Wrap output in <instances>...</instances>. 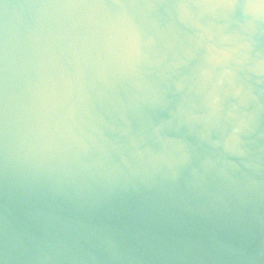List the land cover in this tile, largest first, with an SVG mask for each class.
Wrapping results in <instances>:
<instances>
[{"label": "water", "instance_id": "water-1", "mask_svg": "<svg viewBox=\"0 0 264 264\" xmlns=\"http://www.w3.org/2000/svg\"><path fill=\"white\" fill-rule=\"evenodd\" d=\"M0 264H264V0H0Z\"/></svg>", "mask_w": 264, "mask_h": 264}]
</instances>
